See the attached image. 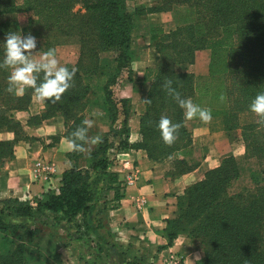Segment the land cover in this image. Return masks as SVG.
<instances>
[{
	"label": "trees",
	"instance_id": "16d2710c",
	"mask_svg": "<svg viewBox=\"0 0 264 264\" xmlns=\"http://www.w3.org/2000/svg\"><path fill=\"white\" fill-rule=\"evenodd\" d=\"M128 1L0 0V62L4 59V43L9 31H20L24 36L38 35L44 43L59 45L74 41L79 48L73 66L78 69L74 86L63 95L61 102H46L45 110L31 116L27 124L39 125L46 119H60L63 137L68 141L71 133L82 125L87 108L97 105L90 103L89 94L90 81L99 77H105L101 93L109 120V130L101 136L103 143L91 150L90 158L87 153L70 151L67 154L69 167L61 175L57 192H45L35 207L12 198L0 201L5 205L0 209V264H26L25 244L18 232L37 233L35 228L8 222L5 218L32 219L35 215H49L57 221L72 223L81 215L80 225L84 229L80 231L87 233L92 229L97 222L91 214L97 195L92 189V173H105L104 181L107 188L114 191V201L120 199L123 189L118 175L106 171L110 166V150L141 149L156 163L177 156L179 158L173 160L176 170L170 172L173 176L195 168L196 164H190L193 147L185 126L184 110L166 93L163 88L166 80L173 82L172 87L181 98H191L200 107L210 109L212 117L221 118L227 132L240 130L245 148L243 160L257 161L224 158L200 181L187 187L177 198L175 217L166 220L167 241L170 244L179 234H186L202 248L201 264H264V126L250 111L252 100L259 92H264V0H160L158 7L131 10L127 7ZM152 12H170L174 29L165 32L160 25L149 27V42L164 61L157 62L149 71L151 80L145 99H150L151 103H144V113L139 117L142 141L130 144L127 127L130 101L113 97L112 87L119 76L105 75L100 55L119 54L116 72L125 69L132 58L134 21ZM18 13L27 15L24 25L15 18ZM201 50L209 51L206 75L195 76L175 69V66L181 69L194 64L195 53ZM9 75L10 69H0V133L14 136L13 140L0 141L1 167L14 158L16 143L35 140L25 134L14 117V113L27 110L33 90L26 89L20 97L7 93ZM128 80L132 83L130 78ZM221 95L225 97L223 101ZM162 115L173 123L182 124L179 137L171 147L164 144L158 129ZM119 116L121 121L116 124ZM245 118L250 120L241 124ZM110 139H116V145ZM251 164L256 168L248 166ZM246 169L249 185L236 191L234 185ZM94 230L99 234L96 227Z\"/></svg>",
	"mask_w": 264,
	"mask_h": 264
},
{
	"label": "crops",
	"instance_id": "0c3cea01",
	"mask_svg": "<svg viewBox=\"0 0 264 264\" xmlns=\"http://www.w3.org/2000/svg\"><path fill=\"white\" fill-rule=\"evenodd\" d=\"M154 20L156 21L154 18L150 19L149 24L154 25ZM156 23L157 25L163 24L160 21ZM173 29L174 24L169 30ZM169 30L164 28L165 32ZM140 39L144 43L149 42V36L139 37L138 34H133L132 49L138 47L136 45ZM202 52L203 54H200ZM207 52L209 51H197L194 64L180 70L190 72L195 76L206 75L209 61ZM76 59L75 55L73 61L66 67H73ZM131 87L129 81H122L118 91L119 98H131L134 103L135 94ZM45 108L46 102H38L33 96L27 110L14 113V117L21 123L25 134L35 140L16 143L14 158L7 161L0 170L1 200L12 198L32 203L42 198L48 190L58 191L61 175L69 167L66 156L70 150L67 148V140L63 137V125L53 118L46 119L39 125L29 126L27 124L31 116L40 114ZM142 108L141 102L138 105V112L133 113L132 120L141 114ZM213 120L214 117L210 124H205L198 118L185 122L192 138L193 155L190 164H196L194 169L185 174L173 176L170 173V163L155 164L151 166L149 172L155 174L152 179L160 181L158 186L155 185V180L139 182L133 187L123 188L118 201L113 200L114 191L108 189L107 182L103 181L104 191L98 192L93 202L91 214L97 222H94L92 229L86 233L89 240L79 239V232L84 229L80 225L81 215H79L75 222L60 221L56 224L55 237L43 235L38 251L46 256L51 253L60 254L63 264H87L89 261L91 264L93 262L96 264H127L132 261L165 264L175 255L181 258L182 264H198L203 256L198 245L189 241L183 234H179L169 244L164 229L166 220L173 219L176 215L174 194L182 193L187 187L200 181L208 170L219 165L224 139L221 131L213 130ZM54 137L58 138L55 142L52 139ZM13 139L14 136L11 133H0V141ZM202 148L206 151L198 161L196 157ZM129 157L135 162H114V166L110 165L106 171L117 174L121 181L120 175L123 174L125 167L131 165L137 167V163L145 162L144 155L139 151H134L133 154H129ZM37 160L50 163L53 167L51 174H54L49 177L40 174L37 176L34 171V162ZM141 195L145 197L147 206L138 210L134 200ZM95 227L99 234L94 230ZM153 247L155 250L150 255V248Z\"/></svg>",
	"mask_w": 264,
	"mask_h": 264
},
{
	"label": "rangeland",
	"instance_id": "374dc122",
	"mask_svg": "<svg viewBox=\"0 0 264 264\" xmlns=\"http://www.w3.org/2000/svg\"><path fill=\"white\" fill-rule=\"evenodd\" d=\"M159 1L160 0H129L127 2V7L130 10L136 7H141V8L143 7V8L150 9V8L158 7L160 3ZM15 18L21 25H24L27 22L26 14L18 13L15 15ZM152 18L156 19V21L154 20L155 21L153 23L154 25H157L156 22L158 21L162 22L163 24L162 25L160 24V26L163 27V29L165 28V30H169V28L173 26V17L170 12L147 13L135 19L134 24H133L135 27L134 34H138L139 37L149 36L148 29L150 26H153L149 24V20ZM36 39H37L36 51H40V53L37 55V59L39 58L40 54L47 51L49 48L56 49V56H57V59L60 61L61 66H66L70 64L73 61L75 55L78 57L79 48H78V45L74 41H70L67 43L57 45L54 42L44 43V39H40L38 35H36ZM136 47H137L136 49H132V52H131L132 58L130 62H127L125 69H121L120 72H116V68L118 66L117 61H118V58H120L119 54L114 53V52H109V53H102L100 55V64L103 66L105 75L107 77H109L112 74L119 76L117 83L115 84V86L112 87L114 98H118L119 96L118 91H119V87L122 81H129L128 78H130L132 81V83L131 82L129 83H131L132 85L131 88L134 92L133 94H135V97H134V103H132L131 98L129 99L130 101V103H128L129 104V117L127 119V127L129 130L128 142L130 144H135V143L138 144L142 141V136L140 135V131H139L140 129L139 117L144 113V110H145L144 99L146 98L147 89L149 87V80H151V73L149 71L153 70L157 66V62L164 61L163 58H161L160 55L157 54L155 47L151 45L150 42L144 43L140 39ZM207 53L209 54V52ZM200 54H203V52ZM122 58L125 61V58L124 57ZM121 65H124V64H121ZM175 69L177 71H180V69L177 66H175ZM104 80H105V77L104 78L99 77V78H95L92 81H90V85H91L90 92L91 93L89 94V101L90 103L95 102V104L97 105L89 106L86 110V118L92 119L94 121V126L88 132L89 136H96V135L103 136L109 130L108 128L109 120L106 118V113L103 109V97L101 93V87L104 83ZM186 99H189V98H186ZM141 102L143 104L141 114H139V116H136L135 119L132 120L134 118L133 113L138 112V105L141 104ZM56 120L62 123L60 119H56ZM249 120L245 118L244 120L242 119L240 123L243 124L244 121H249ZM120 121H121V117L119 116L118 123L116 124H119ZM212 127H213V130L218 129V131H221L223 133L224 140H223V145L221 148L223 150V153L219 157V164L224 158H227V157H234L235 160L239 162H257L256 160L255 161L254 160H251V161L243 160L245 156V148H244V144L241 139V136H240V130L237 129L231 132H227L224 129V125H223L221 118H214ZM133 133H136V134L134 135ZM110 140L113 142L114 145H116V139H110ZM53 142H55V140H53ZM94 147L95 146H93L92 149ZM134 151L135 152L139 151L140 154L144 155L145 162L141 164L137 163V167L134 165H131L123 169L124 170L123 174H121L122 176L120 175V178L122 180L124 179L122 182L123 188L133 187L139 182L145 183V182H150L151 180H155L156 181L155 185L158 186L157 184H159L160 181L158 179H152V177H154L155 174H152L151 172H149L150 171L149 169H151V166H155V164L170 163L171 165L170 172H174V169H175L174 162L176 161L173 162V160L176 158H179L177 156H172L170 158L164 159L156 163V162L149 160V158L147 157V153L141 149H138V150L129 149L126 151H117L113 149L108 152V159L110 161V165L114 166V162H126V161L135 162L129 157V154H133ZM205 151L206 150L202 148L201 151L199 152V155L197 154L196 159L198 161L204 155ZM37 161H35L34 164ZM252 165L253 164L248 165V166H252ZM3 166L1 167V164H0V170L3 168ZM253 168L255 169L256 166L253 165ZM104 174L105 173L98 172L96 173V175H94V173H92L91 175L93 177L92 189L95 193L104 191L105 184H103V181L106 179V178L104 179L105 177ZM248 178H249V172H248V169H246L243 172L240 180L236 182V184L234 185L235 190L237 191L242 186L249 185ZM53 192H55V190H53ZM174 195H175L174 201H175V207H176L177 201H178L177 198L180 195H182V193H178ZM4 200L0 199V201H4ZM21 202H25V201H21ZM27 203L31 204L33 207L36 206L35 201L32 202L33 204L28 201ZM134 203H135V207L138 210H141L147 206L146 199L142 195L139 196L137 199H135ZM2 208H5V205L0 204V209ZM176 212H177V208H176ZM5 220L8 222L10 221L12 223H16V224H21V223L25 224L28 226V228H31V229L35 228V230L37 231V233H35L34 235H30V234H27L21 231L18 232V234L21 237V241L25 244L24 263L26 261V264H63V259H61L60 254L58 255L57 253L55 255L51 254L52 256L49 257L48 255L46 256L44 253H40L38 251L40 239L43 235L45 236L50 235L51 237L56 236L57 233L55 231L56 230L55 226L56 224L60 223L59 220L57 221L52 216H49V215H35V217L32 219H16V218L8 217V218H5ZM79 234H80V237H79L80 240H85V241L89 240L88 235L85 232L82 231V232H79ZM183 236H185L189 241H191L186 234H183ZM191 242L198 245V247L200 248L202 252V248L199 246L197 242H194V241H191ZM58 244H60L59 241H58ZM87 244L89 243L87 242ZM0 250H2V247H0ZM154 250H155V247L150 248L149 254L152 255ZM88 253L90 254V251ZM174 258H177L178 260H180V264H182L181 258H179L176 255L174 256ZM201 261L202 259L198 262V264H201ZM134 262H136L137 264H153V263H150L151 261L146 262V263H139L138 261H134ZM87 264H91L90 261L89 263L87 262ZM93 264H96V263L93 262Z\"/></svg>",
	"mask_w": 264,
	"mask_h": 264
},
{
	"label": "clouds",
	"instance_id": "9594fccd",
	"mask_svg": "<svg viewBox=\"0 0 264 264\" xmlns=\"http://www.w3.org/2000/svg\"><path fill=\"white\" fill-rule=\"evenodd\" d=\"M4 43V59L0 62V69H10L8 87L6 92L20 97L25 94L26 89H32L36 101L57 104L61 102L63 95L74 86V77L78 71L76 67L71 70L61 66L56 56V49L49 48L47 51L37 55V39L30 33L27 36L20 31H9ZM172 81L166 80L163 88L171 96L181 109L184 110L186 120L199 119L205 124L212 121L211 110L202 108L195 104L190 98H181L179 92L172 87ZM225 97L221 95L220 100ZM150 104V99H144ZM250 111L258 117V123L264 126V92H259L250 104ZM94 126L92 119L85 118L82 125L71 133L67 141L68 150L76 153H87L91 157L93 146L103 143L100 135L89 136V130ZM181 123H173L167 116L162 115L158 122L162 140L165 145L171 147L179 137ZM199 258V256H197Z\"/></svg>",
	"mask_w": 264,
	"mask_h": 264
},
{
	"label": "built area",
	"instance_id": "2783aa9c",
	"mask_svg": "<svg viewBox=\"0 0 264 264\" xmlns=\"http://www.w3.org/2000/svg\"><path fill=\"white\" fill-rule=\"evenodd\" d=\"M34 171L37 175L40 174L45 177H49L53 171V168L49 163L39 160L34 164ZM166 264H180V260H178L177 258H172Z\"/></svg>",
	"mask_w": 264,
	"mask_h": 264
}]
</instances>
